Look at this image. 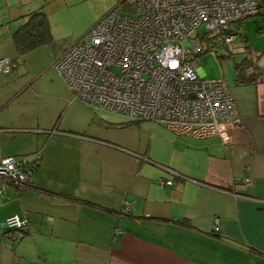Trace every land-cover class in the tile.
Here are the masks:
<instances>
[{"label":"crops","instance_id":"0c3cea01","mask_svg":"<svg viewBox=\"0 0 264 264\" xmlns=\"http://www.w3.org/2000/svg\"><path fill=\"white\" fill-rule=\"evenodd\" d=\"M87 2L0 0V59L16 63L0 73V160L35 163L0 191V264H264V65L245 56V21L244 56L208 79L227 81L241 126L195 138L73 99L54 62L114 4ZM36 10L51 41L21 54L13 34ZM168 169L181 178L161 186ZM11 214L26 221L16 241Z\"/></svg>","mask_w":264,"mask_h":264},{"label":"built area","instance_id":"2783aa9c","mask_svg":"<svg viewBox=\"0 0 264 264\" xmlns=\"http://www.w3.org/2000/svg\"><path fill=\"white\" fill-rule=\"evenodd\" d=\"M258 12V0H118L54 66L73 99L89 107L157 123L175 134L227 141L241 119L227 81L201 77L197 57L234 47L245 18ZM15 64L1 58L0 73ZM34 167L25 158H2L0 191L7 182L27 185ZM168 171L172 177L158 178L159 185L181 178ZM3 225L16 241L26 221L11 214Z\"/></svg>","mask_w":264,"mask_h":264},{"label":"rangeland","instance_id":"374dc122","mask_svg":"<svg viewBox=\"0 0 264 264\" xmlns=\"http://www.w3.org/2000/svg\"><path fill=\"white\" fill-rule=\"evenodd\" d=\"M114 4L113 7L116 6L118 0H113ZM112 0H88L86 5L84 7H90V10L93 12V14L96 16L99 14L100 16L106 12L108 9H104L107 7ZM260 3L262 9L264 10V0H258ZM109 5L108 8H110ZM260 15L256 16H251L248 18H245V29H243V33L247 35V40L249 49L250 50H245V56L251 57L254 61L257 63L256 66L258 65H264V31L260 32L257 28L260 27L261 25V20H260ZM243 21V22H244ZM200 31H202V28H200ZM242 31V26L241 30ZM239 32V33H240ZM209 34H213V32H210ZM241 36L238 35L236 38V43L233 48L231 49H224V48H214L210 49L204 54L200 55L197 57L198 62H199V67L201 70L206 74V79H212V78H218L221 76L222 72V66H227L233 64L234 60L238 61L240 60L244 54L243 52L236 51V48L241 45ZM238 49V48H237ZM241 50V48H239ZM243 51V50H242ZM230 54L232 53V57H220L219 55L222 54ZM258 64V65H257ZM260 68L256 67V71H258Z\"/></svg>","mask_w":264,"mask_h":264},{"label":"trees","instance_id":"16d2710c","mask_svg":"<svg viewBox=\"0 0 264 264\" xmlns=\"http://www.w3.org/2000/svg\"><path fill=\"white\" fill-rule=\"evenodd\" d=\"M261 25L258 30L264 31V10L259 3V12ZM13 40L17 47V50L23 54L38 45L45 44L51 41V34L49 24L46 15L43 10H36L30 13L25 21L19 26V28L13 34ZM208 50H205L198 54V56L204 54ZM220 57H225L221 56ZM238 67V66H237ZM137 122V121H135ZM28 184V182H27Z\"/></svg>","mask_w":264,"mask_h":264}]
</instances>
